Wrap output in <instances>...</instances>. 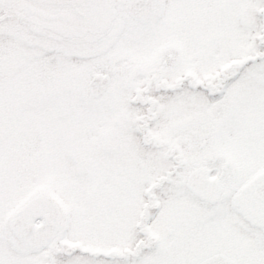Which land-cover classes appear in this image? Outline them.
Returning a JSON list of instances; mask_svg holds the SVG:
<instances>
[{"label": "snow or ice", "instance_id": "obj_1", "mask_svg": "<svg viewBox=\"0 0 264 264\" xmlns=\"http://www.w3.org/2000/svg\"><path fill=\"white\" fill-rule=\"evenodd\" d=\"M0 264H264V0H0Z\"/></svg>", "mask_w": 264, "mask_h": 264}]
</instances>
